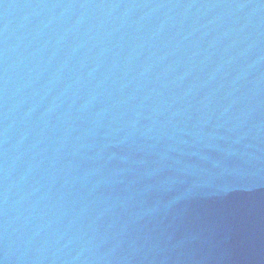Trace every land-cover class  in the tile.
I'll list each match as a JSON object with an SVG mask.
<instances>
[{
  "label": "water",
  "instance_id": "1",
  "mask_svg": "<svg viewBox=\"0 0 264 264\" xmlns=\"http://www.w3.org/2000/svg\"><path fill=\"white\" fill-rule=\"evenodd\" d=\"M0 264H264V0H0Z\"/></svg>",
  "mask_w": 264,
  "mask_h": 264
}]
</instances>
